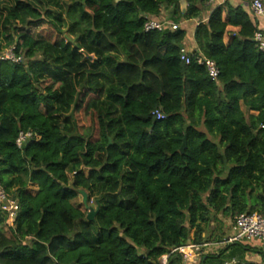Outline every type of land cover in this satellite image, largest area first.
<instances>
[{
	"label": "trees",
	"instance_id": "obj_1",
	"mask_svg": "<svg viewBox=\"0 0 264 264\" xmlns=\"http://www.w3.org/2000/svg\"><path fill=\"white\" fill-rule=\"evenodd\" d=\"M7 1L0 54L21 61H0V183L17 204L11 224L0 211V264H160L218 216L264 214V51L251 12L225 1L203 23L211 0H184L185 13L181 0ZM165 11L171 24L198 21L188 65L185 29L143 31ZM236 244L199 264L231 261Z\"/></svg>",
	"mask_w": 264,
	"mask_h": 264
},
{
	"label": "built area",
	"instance_id": "obj_2",
	"mask_svg": "<svg viewBox=\"0 0 264 264\" xmlns=\"http://www.w3.org/2000/svg\"><path fill=\"white\" fill-rule=\"evenodd\" d=\"M248 5V8L256 19L264 20V4L262 0H245ZM179 28L176 24H171L166 20L153 21L147 20L143 25V31L147 32H162L165 29H169L171 31H176ZM252 41L256 45L259 51H264V35L262 32H256L253 35ZM189 52L185 50L183 47L180 50V61L184 64L188 65L190 63ZM21 58H17L13 55V49H11L6 54H0V61H10L12 63H19ZM196 63L200 66H204L208 77L211 81L216 80L218 77V69L213 61L208 60L204 57H197ZM157 120H162L164 117L159 111L153 113ZM32 137L30 132L20 133L15 141V146L18 149H21L23 145L29 141ZM0 211L5 213L9 219L10 224L15 218L17 211L16 202L11 199L5 192L4 188L0 183ZM233 236L227 237L224 241L222 240L221 244L229 245L239 242H260L264 243V214H241L236 215L232 218V225L230 228ZM209 247V245L204 244L203 246L199 245H189L187 244L184 247H180L174 249L170 252L171 254H181L185 259H189L187 256V251L192 250L193 254H198L201 247ZM169 255L163 256L160 259V264H169L168 257ZM192 255V254H191ZM223 264H237L234 260L228 261Z\"/></svg>",
	"mask_w": 264,
	"mask_h": 264
},
{
	"label": "rangeland",
	"instance_id": "obj_3",
	"mask_svg": "<svg viewBox=\"0 0 264 264\" xmlns=\"http://www.w3.org/2000/svg\"><path fill=\"white\" fill-rule=\"evenodd\" d=\"M2 5L4 4H10L8 3L7 0H2L1 2ZM1 6V5H0ZM166 12V11H165ZM164 12V13H165ZM171 13L170 12H166V16L165 18L168 16H170ZM185 29V28H184ZM38 30V27H35V28H31L29 29V32H37ZM64 40L66 43L68 44H71L73 45L74 42H75V38L69 36L68 34V30H64ZM11 49H13L12 47L10 48H7L5 51H3L2 54H6L7 52H9ZM79 54H82V50H79L78 51ZM68 180L69 182L71 181V176L68 175ZM36 188L35 187H32L31 189H29V192L31 194H34ZM76 202L78 204H81L82 203V198L81 196H79L77 199H76ZM87 207L89 209H92V210H95V203H94V199H91L88 203H87ZM218 221L216 222H212L209 227L205 228V232L203 233L202 235V239L201 241L199 242V246H203L204 244H209V247H201L200 250H199V253L198 254H193L194 252L192 250L190 251H187V256L189 257V259H186L187 262H185V264H199V260L200 258H202L203 256H207V255H212V254H215V253H219L221 250H223L225 248V245H221L218 247V249H216V247H214L213 245L216 243V239L218 238H221L223 239V241L227 238V237H230V236H233L232 232L230 231V228H231V225H232V220L231 219H223L221 216H218ZM221 235V236H220ZM221 239V241H222ZM189 245H193L191 243H188ZM240 245H246L247 248H249V246L251 245L250 243H247V242H239L237 243L236 245L232 246L231 249L229 251H232V254L233 256H235L237 258V256L240 254V250H241V247ZM227 246V245H226ZM228 251V252H229ZM192 254V255H191ZM228 253H225L221 258H220V261H223V260H226V261H230L229 257H227ZM240 257L237 261H244V257L246 258V256H244V251H241V254H240ZM255 256L253 253H248L247 254V259L249 261H252L254 260ZM217 261V260H216Z\"/></svg>",
	"mask_w": 264,
	"mask_h": 264
},
{
	"label": "crops",
	"instance_id": "obj_4",
	"mask_svg": "<svg viewBox=\"0 0 264 264\" xmlns=\"http://www.w3.org/2000/svg\"><path fill=\"white\" fill-rule=\"evenodd\" d=\"M225 1L229 2L232 6H241L247 13L250 12L249 8H248V5L247 3L245 2V0H211L210 3L208 4L207 6V13H205L203 16H202V21L203 23L207 20V17L209 16V11L208 9H213L215 7H218L220 6L221 4H223ZM263 1V4H264V0ZM209 7V8H208ZM166 16V12L165 13H162L161 17L162 19L165 18ZM169 17L167 16L165 19H168ZM256 23H257V28L260 32L263 33L264 35V20H261V19H256ZM198 24V21L197 20H193V21H189V22H183V23H180L179 27L180 28H185L186 32H187V36H186V39H185V42L183 44V48L185 50H187L189 53H192L193 50L195 49V46L193 44V31H194V28L197 26ZM235 29H232V28H227V32H234ZM228 37L227 36H224L223 38V42L226 44L228 42ZM221 236V235H220ZM223 240V239H222ZM251 245L249 246V248L251 249H254V250H257L258 252H262L264 254V243H260V242H253V243H250ZM209 245V244H207ZM222 244L221 243H215L213 246L216 247V249H218L219 246H221ZM249 252H245L244 253V256H246V258L244 257V261L245 262H248V263H253V264H258L260 263V257L258 256V253H253L255 258L254 260L252 261H249L247 259V254ZM216 254V253H215ZM240 258V254L237 256V258H233L232 260H234L235 262H237V260ZM228 261L224 260V263H226Z\"/></svg>",
	"mask_w": 264,
	"mask_h": 264
},
{
	"label": "water",
	"instance_id": "obj_5",
	"mask_svg": "<svg viewBox=\"0 0 264 264\" xmlns=\"http://www.w3.org/2000/svg\"><path fill=\"white\" fill-rule=\"evenodd\" d=\"M180 10L182 13H185V10H186V4H185V1L184 0H181L180 1ZM186 148V140L185 138L183 139V142H182V145L180 147V153H183L184 150ZM81 198H82V204L84 206L85 209H88V215L86 216V220L87 221H93V218L96 214V211L92 210V209H89L87 207V196L84 192L80 191L79 192Z\"/></svg>",
	"mask_w": 264,
	"mask_h": 264
},
{
	"label": "clouds",
	"instance_id": "obj_6",
	"mask_svg": "<svg viewBox=\"0 0 264 264\" xmlns=\"http://www.w3.org/2000/svg\"><path fill=\"white\" fill-rule=\"evenodd\" d=\"M161 20H166V21L168 22V19H165V18H163V19H161ZM146 21H147V20H146ZM146 21H145V22H146ZM154 32H155V31H154Z\"/></svg>",
	"mask_w": 264,
	"mask_h": 264
}]
</instances>
